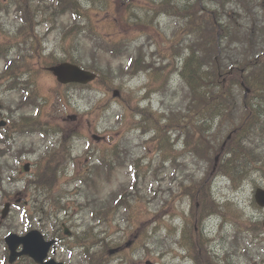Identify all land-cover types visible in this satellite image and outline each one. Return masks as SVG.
<instances>
[{
    "label": "rangeland",
    "instance_id": "obj_1",
    "mask_svg": "<svg viewBox=\"0 0 264 264\" xmlns=\"http://www.w3.org/2000/svg\"><path fill=\"white\" fill-rule=\"evenodd\" d=\"M9 1L3 0L4 3ZM25 1L18 0V3H25ZM28 1L34 6L40 5L41 7L39 10L35 8L34 11H31V16L37 13V18H45L48 21L47 23H43L42 26H39L35 32L38 39L42 40L44 34L50 28V16L54 15V12L47 10V8L52 6L53 3L56 4V2L55 0ZM80 1H82V7L91 6V16L95 24L92 27L94 31L97 29L98 35L109 40L113 39L114 42L118 41L120 44H123L121 45L123 48L127 47V50L125 49L124 53L118 59H113L107 54H101L103 60L102 66L110 65L113 68L109 76L112 80L113 88L111 91H107L99 85H96V83L91 86L70 85L59 88L52 76L43 73L45 61H62L68 57H74L75 59L81 57L82 60H88L90 58L89 49L91 43H89L86 37L82 36L83 38L78 39V43H74L72 36L69 39L68 37L64 39L66 31L73 26L70 13L57 16L58 22L56 27L52 28L47 38L41 41L47 49L46 54L55 52L56 58H45L44 61L37 64L35 59H33L32 70L30 73L25 74L22 80L27 81L35 78L32 73L37 72L39 69L42 70V73H39L36 79L34 88L44 97L40 98V104H42L43 108L38 119L42 123H47L43 125L48 135L44 137L41 134L35 133L32 136L21 137L14 134L10 138L9 143L12 145V150L3 161H6L16 177L22 180L15 184L7 179L9 175H13L10 169L9 174H5L6 179L2 182V188L7 191L9 197L14 198L21 195L20 191L23 190L25 180L29 179L33 174L21 173V167L25 163L30 162L31 168H33L35 162L45 153V150L48 148L51 149L59 144L62 132L67 131L71 137L68 143L71 144L72 154L68 164L60 174L61 180L58 191H52V195L56 194L55 192H59L60 195L66 194L71 196L68 197L69 200L73 202L78 201L83 204L87 199L85 194L82 193L83 186L78 180V177H84L88 173L87 167L95 163V160L107 155L110 150L109 148L120 144L119 149L122 151L124 145H126L127 151H130V157L123 154L126 164L118 169H114L108 181L105 177V171L101 170L102 177L99 184L101 192L98 197H101L107 202L106 206L111 205L115 200L113 195L117 196L120 190L129 189L135 184L133 179L137 178L138 184L136 185V191L129 192L126 197L138 198H133V202L129 205H132L140 212L148 210L152 215L159 212L161 221L164 223L155 224L151 228L156 234L155 245L145 239L149 244L150 256L146 255L147 252L139 244L135 248L137 253L135 260L142 259V263H145L147 260L154 261L156 258L157 260H165L163 264H183L181 263V259H178L176 255H169L171 252L168 250L175 248L178 252L182 251L179 248V243L173 241V239L178 240L179 229L181 228L183 230L186 226L185 221L179 218V214L182 213V209L189 210V201L184 199L181 203L180 201L177 203L174 202L167 206H164V204L169 201L170 197H182L179 194L181 183L183 181L188 183L189 180L187 179L192 178L193 175L199 181L205 180V172L201 170L203 163L198 160V157L194 158L191 154L184 152L180 154L181 148L184 146L183 142L178 143L175 148L178 153H175V151L169 148L168 151L165 150L168 138L163 140L165 143L162 150L156 149L151 142L152 138L156 139L158 137V132L155 130L156 127L150 121H145L143 124H140L144 120L140 113L148 110L155 115H166V117H170L171 115H176V117L184 116L183 120L186 119L187 114L185 116V114L175 112L178 109L185 111L186 105L184 99H186L187 92H183L180 78L174 75V70L170 73L156 72L155 68L157 66H164L166 62L170 63L171 58L169 56L172 55H176L174 63L178 66L183 65L184 56L186 58L191 55L189 53L190 47L196 46V50L198 48V28H195L196 36L194 38H190L187 41L184 40V43L181 40L179 44L180 55L176 54L174 50L167 52L166 44H162L161 47L156 46V43L151 38L154 33V36L159 38V42H163L161 39L166 40V38H169V42H171L176 37L174 32L180 26L179 24H184L181 21L183 20L182 16L161 15L160 10H154L153 6L163 1H171L182 6L188 1ZM7 7L9 8L2 10L3 12L0 14V48L3 51V56L9 52L7 50H10L8 53L9 59H14L16 53L24 47L21 45V41H18L19 44L16 41L17 38H15L18 33L20 14L17 13L19 11L14 5L8 4ZM147 22H152L153 28L156 31L148 27ZM185 49H188V51H184ZM153 51L155 52L152 53ZM183 51L184 54H182ZM140 55L145 58V61L147 60L146 62H151L152 65H156L146 70L137 71L136 73L128 74V72L125 73L122 71L128 70V64L130 63V59H132L130 57ZM4 66L5 61L2 59L0 60V76L4 71ZM11 84L12 81L8 79L0 85V121L7 120L12 114L15 117L24 114L34 117L36 112L40 110L39 108L32 110L25 106V109L14 111V102L19 100L20 95L18 92L10 89ZM113 91H118L120 96L114 97ZM11 111L14 112L12 113ZM194 121L201 123L200 117L194 118ZM188 132H191V130L189 129ZM94 134L102 137L103 140H94L92 138ZM227 134H229L228 131H226ZM174 135L172 133L169 136V140L172 143L175 139ZM211 140L214 141V138ZM20 150L24 151L18 156ZM88 151L93 153L94 156L92 159L85 157ZM215 154H217L216 150ZM131 158L134 161L139 160L137 170L133 171L128 165ZM176 166H181L182 169L174 176L172 168ZM212 180V178L206 179L205 184L210 185ZM259 187L264 188V179L257 174L252 175V177L250 176L238 189L233 187L227 179L221 177L216 178L212 182L213 196L222 206L224 214H228L231 217L225 218L222 216L219 219L213 218L210 221L208 220L206 223L208 227L206 228L209 229H206V235L212 239H217V246L215 248L222 250L225 247L227 250H236L239 255L247 250L254 256L251 262L243 259L239 263H236L232 260V264H264V240H260L261 243L259 241L256 242L260 234L258 235V232L251 230L255 226L254 224L264 220V210L258 209L254 203V192ZM2 188L0 189V203L5 194ZM17 192H19L18 195H16ZM163 195L165 196L164 198ZM24 197L31 196L25 194ZM93 197L97 196L93 195ZM139 197H147V199ZM5 202L8 201H4L3 204ZM3 204L0 206V210L4 208ZM65 204L63 203L62 205ZM216 204L219 211V205L218 203ZM161 205L164 207L158 211ZM196 207H198V204H196ZM18 213L19 210L12 206L7 219L0 224V264L6 256L5 236L9 232L23 234L27 228V225L24 224ZM211 213L207 212L201 219L202 221L199 220L197 223L201 224ZM109 214H113L115 223H120L126 212L120 211L117 214L110 212ZM58 215L65 218L63 214L58 213ZM151 219L152 217L149 218V221ZM222 221L223 224H220ZM38 222L39 220L35 219L32 227L37 228L39 226ZM74 222L79 231L83 230L86 223H92L89 217L84 223L79 216L75 217ZM121 224L123 223L121 222ZM219 225H221V229ZM243 225H246L247 229ZM112 229L110 228L107 234H104L108 242L127 243L125 237H121V234H113ZM127 229L128 227L123 224L122 230L126 231ZM260 233L263 235H260L259 239H264V232L261 231ZM235 238L239 242L234 243ZM162 240H165L164 243L166 245L164 252L167 253V256L165 257H161L163 251L161 252L159 249L163 247ZM206 243L208 244L209 242L206 241ZM210 245L213 246L214 243ZM111 247H113L112 243ZM256 252H260V254L257 255ZM78 253H74V259L77 258L76 255ZM58 255L63 254L61 251H58ZM233 258L238 260L237 257ZM189 263L194 264L192 262ZM18 264H29V262L24 259ZM116 264H119V262Z\"/></svg>",
    "mask_w": 264,
    "mask_h": 264
},
{
    "label": "trees",
    "instance_id": "obj_2",
    "mask_svg": "<svg viewBox=\"0 0 264 264\" xmlns=\"http://www.w3.org/2000/svg\"><path fill=\"white\" fill-rule=\"evenodd\" d=\"M79 1L58 0L57 6L54 8L55 16L63 13L72 15L73 26L70 34H72L74 43H78V39L83 38L79 33L85 32L83 33L84 37L91 43V47L89 49L90 58L85 59V64L82 66L99 71L100 76L96 80V84L107 91H111L113 87L109 76L113 68L110 65L102 66L101 54L117 58L122 51L119 48L121 44L118 41L114 42L113 39L109 40L98 35L97 29L93 30L92 26H95V24L91 16V6L83 8ZM247 1L250 3L245 1L238 9L230 10H227L222 2L219 3L221 7L215 10L216 19L205 12L201 13L200 18L197 19V16H194L193 11L190 10V15L194 17L187 22V26L190 28V34L192 35L194 34L193 28L199 27V44L197 51L196 48H191V55L186 59L181 70L185 83L184 92H187L184 109L185 116L187 114L185 121L192 128V134L188 136L187 140L190 142L189 146L192 149L195 148L196 152H200L202 157L206 155V159H209L213 151L211 148L213 144H210L209 135L206 132L212 130L213 122L216 119H223L227 116L226 120L233 124L231 130L233 129L234 133L232 139L227 141V146L223 152L226 161H223L224 163L221 166L219 165L220 167L218 166L217 171L219 170L220 173L228 176L234 183L244 178L246 174L257 168V164L261 163L260 144H264V57L258 58L257 54L252 55L256 50L255 47L260 45L264 39V28L260 23L262 4L260 0ZM30 9H28V12L31 11ZM198 9L200 8L198 7ZM225 18H228L231 23L224 24ZM216 20L222 25L220 31L215 23ZM24 21L31 28L34 27V19L29 13H27ZM242 28H244L243 37L245 40L247 39L248 47L244 48L245 50H239V52H246L247 56L241 58L242 55L236 52V54L232 53L231 55L237 56L228 57L227 60L228 62L234 60L235 63L244 60L241 67L247 71L244 75L239 74L237 71L228 74V64L221 67L222 71L217 68V61L222 58L219 54L217 33L221 37L228 38ZM171 50L172 48L166 49L167 52ZM221 51L222 54L227 52L224 46H222ZM41 56V48L37 47L33 51L32 57L39 59ZM169 57L173 58L172 56ZM68 60L72 61L73 59ZM171 66L174 69L171 63L162 71L169 72ZM31 67L32 64L23 63L18 66L16 71L23 68L25 72H29ZM241 76H243V79H241ZM242 80L251 89L250 94L245 99L244 89L240 86ZM33 94L34 97H29L21 103V106L32 102L36 103L38 94ZM197 115H199L202 122L199 126H195V123H193V119ZM188 119H190V122ZM37 123V121L33 122L23 117L16 128L23 130ZM174 123V126H176V122ZM216 135L218 136L220 133H216ZM63 153L64 150L51 155L47 164L40 167L33 183L45 186L55 184L56 175L54 171L57 169V164L60 165L64 161ZM119 157L120 152H118L117 145L113 147L110 155L104 156V164L101 163V167L105 171L107 180L110 179L114 169L124 165L121 159H118ZM54 166L56 167L54 168ZM99 169L98 165L93 166L92 171L83 181L87 189L96 186ZM187 180H189L188 184L184 181L180 192L182 197L193 198V223L195 219L201 220L207 212L220 213L204 179L197 181L192 177ZM113 197L116 196L113 195ZM196 204H198V207H196Z\"/></svg>",
    "mask_w": 264,
    "mask_h": 264
},
{
    "label": "water",
    "instance_id": "obj_3",
    "mask_svg": "<svg viewBox=\"0 0 264 264\" xmlns=\"http://www.w3.org/2000/svg\"><path fill=\"white\" fill-rule=\"evenodd\" d=\"M53 74L57 77V80L61 84L68 83H80L87 84L95 79V75L83 71L77 65L71 63H61L55 67L50 69ZM96 138V137H95ZM256 199L260 205L264 206V191L258 190L256 193ZM8 211V206L6 211H4V216ZM6 242L11 251L10 262L13 263L17 257L22 255H27L32 257L37 262H43L45 259L47 252L51 246V243H45L43 241V237L36 231H31L27 235L23 237H19L16 235H10ZM23 246V251L21 253H17V249L20 246ZM47 264H56L53 261Z\"/></svg>",
    "mask_w": 264,
    "mask_h": 264
},
{
    "label": "flooded vegetation",
    "instance_id": "obj_4",
    "mask_svg": "<svg viewBox=\"0 0 264 264\" xmlns=\"http://www.w3.org/2000/svg\"><path fill=\"white\" fill-rule=\"evenodd\" d=\"M65 225H66L65 222L61 223L62 230H63V228H65ZM66 227L70 228V231L73 229V227H70V224L66 225ZM48 231L49 232H46V235L51 236V237L58 236L56 238H51V239H55L57 241V243H59V244H66L67 243V238L64 236V234L58 235V234H54L53 233L54 231H51V230H48ZM97 231H98V233H97V246L96 247L99 248V247H103L104 241H103V238H101L99 236V227H97ZM71 236H73V231L71 232Z\"/></svg>",
    "mask_w": 264,
    "mask_h": 264
}]
</instances>
